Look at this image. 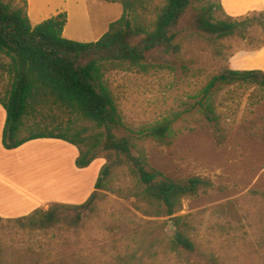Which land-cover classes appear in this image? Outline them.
I'll use <instances>...</instances> for the list:
<instances>
[{
	"label": "rangeland",
	"instance_id": "obj_1",
	"mask_svg": "<svg viewBox=\"0 0 264 264\" xmlns=\"http://www.w3.org/2000/svg\"><path fill=\"white\" fill-rule=\"evenodd\" d=\"M1 1L12 7L22 4V0ZM162 1L149 0V15ZM198 1L204 6L221 4V0ZM28 4L33 26L65 12L63 37L79 42L98 40L122 13L119 2L104 0H28ZM195 14L196 9L191 6L174 40L178 45L176 52L156 49L149 53L147 61L155 67L148 73L117 70L108 73L106 80L122 121L129 128L137 129L178 114L171 142L160 144L144 139L137 143L144 148L149 166L165 176H200L212 182L211 187L183 198L182 209L177 213L190 215L197 251L183 257L168 252L166 243L174 229L172 222L166 216H143L135 209L134 197H121L117 191H125L132 179L126 168L114 165L106 178L108 188L97 190L95 208L82 214L77 229L61 224L29 230L17 227L13 219L18 217H0V263L119 264V256L127 254L129 246L146 242L141 235L144 228L163 221V231L151 235V239H158H150L154 247L143 264H211L210 253L221 264H264V86L217 84L211 92L216 124L198 111L204 86L215 75L237 70L235 58L264 45V30L254 24L243 35L216 39L195 28ZM214 15L217 19L244 18L229 17L224 10H217ZM255 60L264 66V56ZM7 62L0 56L1 97L11 84L2 65ZM35 106L39 113L26 118L30 126L46 124L55 129L65 127L70 120L50 101ZM71 124L90 125L82 119H74ZM124 133L127 131L121 130ZM64 153L59 150L56 154L62 157ZM101 159L100 171L107 163ZM98 166L94 163L92 170Z\"/></svg>",
	"mask_w": 264,
	"mask_h": 264
},
{
	"label": "trees",
	"instance_id": "obj_2",
	"mask_svg": "<svg viewBox=\"0 0 264 264\" xmlns=\"http://www.w3.org/2000/svg\"><path fill=\"white\" fill-rule=\"evenodd\" d=\"M105 1L119 2L121 16L109 24L98 40L79 42L63 37L67 23L65 12L33 26L27 13V0L16 7L0 0V56L8 61L2 65L11 79L9 90L0 96V104L6 112L3 147L15 149L32 139L56 138L78 149L75 159L78 168H85L102 157L107 161L99 173L95 190L85 202L55 203L47 210L38 208L14 218L13 222L29 230H45L61 224L77 229L82 214L95 208L97 190L108 188L106 178L115 165L126 168L132 179L125 191L117 193L123 198L134 197L135 209L143 216L168 217L174 229L166 248L177 257H183L196 252L197 248L192 238L190 215H177L182 209V199L211 187L212 182L200 176L172 179L149 166L147 154L137 142L144 139L160 144L171 142L178 114L137 129L129 128L122 121L106 75L117 70L148 73L155 67L147 61L151 51L176 52L178 45L174 40L191 6L196 9L195 28L216 39L243 35L254 24L264 30V10L241 20L217 19L215 12L223 11L220 3L204 6L199 5L198 0H163L154 6L153 15H149V0ZM235 82L264 86V71L229 69L213 76L198 101V111L208 121L218 123L211 100L212 89L217 84ZM45 101H50L70 118L65 127L49 129L46 124H27L28 116L39 113L35 105ZM74 119H82L90 125L74 127L71 124ZM121 130L127 133L121 134ZM164 224L161 221L144 228L141 235L146 242L129 246L127 254L119 256V264H143V259L151 256L154 247L151 241L158 239H151V235L162 232ZM208 263L221 264L212 253Z\"/></svg>",
	"mask_w": 264,
	"mask_h": 264
},
{
	"label": "crops",
	"instance_id": "obj_3",
	"mask_svg": "<svg viewBox=\"0 0 264 264\" xmlns=\"http://www.w3.org/2000/svg\"><path fill=\"white\" fill-rule=\"evenodd\" d=\"M221 6L229 17H245L263 11L264 0H221ZM28 8L29 4V17ZM263 56L264 45L235 58L234 68L264 71V66L255 60ZM5 119L6 112L0 104V217L25 216L52 203L85 202L95 190L102 159L78 168L75 165L78 149L56 138L32 139L15 149H5L2 145ZM59 150L65 152L62 157L56 154ZM94 163L99 166L92 170Z\"/></svg>",
	"mask_w": 264,
	"mask_h": 264
}]
</instances>
